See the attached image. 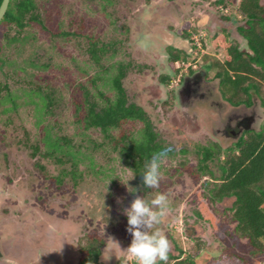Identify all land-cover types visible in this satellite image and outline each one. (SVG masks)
Returning <instances> with one entry per match:
<instances>
[{
  "label": "rangeland",
  "instance_id": "rangeland-1",
  "mask_svg": "<svg viewBox=\"0 0 264 264\" xmlns=\"http://www.w3.org/2000/svg\"><path fill=\"white\" fill-rule=\"evenodd\" d=\"M57 1L58 12H55L54 8L51 9L55 17L71 16L76 19L78 26L81 24L79 27L85 33L100 35L106 40L119 39V53L113 60L134 64L124 78V86L129 94L147 110L163 139L171 143L182 141L186 148H191L187 140L203 144L211 140L221 143L223 147H230L234 142L233 137L224 135L222 130L217 135L213 134L212 127L223 128L229 121L234 125L235 119L244 115L254 117L251 128L260 131L264 126V107L254 92H252L254 104L251 107L245 105L232 107L221 99L214 68L209 72L208 99L197 101L194 107L198 109V112L202 106L207 108L208 117L205 118L202 115L199 133L184 136L169 127L172 121L170 120L171 112L163 103L165 97L163 95L158 101L155 99V88L151 86L149 80L150 77L154 78L158 75L160 68L155 44L161 43V40H158L159 36H169V31L174 33L190 31L192 33L190 42L196 43L201 51H215L220 59L224 60L226 52L222 47H218V41L224 40L221 27H212L213 22L209 23L211 21L202 22V15L236 14L235 25L245 24V18L238 14L236 9L240 0H226V3L222 5L214 0H174L172 2L112 0L108 4L105 0ZM260 2L264 3V0ZM46 24V29L37 23L28 26L24 31L28 38L25 44L9 42L8 34L13 36L16 33L14 26L10 28L6 25L0 26V46L2 47L0 57H6L10 62L8 66L0 60V82L9 83L17 103L11 108V102H0V253L1 255L6 253L0 258V264H9L6 262L12 261L9 255L20 249L11 240L13 233L16 236H26L21 244L22 248H28L30 251L37 249L39 253L46 251L49 254L52 251L48 248L49 246L41 248L34 245L36 239L33 235L38 237L40 228L42 230L47 228L48 232L62 235L58 238L63 241L67 238V243L75 245L74 247L61 245L55 239L56 242H54L57 245L55 248L64 252V258L60 260L61 264H70L65 256L70 257L73 251L78 250L80 239L90 230H97L104 236V250L108 249L105 258L112 256L110 260H103L105 264H116L118 260H132L133 258L126 252L131 244L132 236L127 232L128 218L123 209L130 207L137 195L130 193L128 186L140 190L142 184L130 167L120 159L111 161L100 152H95L94 166L91 167L88 160L81 163L83 177L78 179L77 184L68 177L64 184L58 187L53 175L59 172L60 163L42 160L40 156L35 159L31 156V150L28 147L15 144L17 135L22 136L21 124L32 129L35 133L34 138L42 131L35 125L37 112L34 104H27L28 100L23 90L27 85L24 83L21 85V82L34 79V75H42L47 76L49 81L60 88H65V99L57 106L55 115L50 118V121L56 125V132L71 134L74 131L71 125L73 113L69 102L72 92L71 81L85 79V76L80 75L78 71L79 66L88 68L91 73L96 70L84 51L86 46L84 40L77 38L65 41L60 37H52L50 34L52 23ZM64 26L69 29L67 23ZM194 29H196L195 32ZM235 34L238 36L234 29L233 35ZM202 54V52L194 54L189 58V62L200 67L204 63ZM29 60L47 64L48 67L39 70L29 65ZM138 65L143 67L140 68ZM20 66L25 68L19 70ZM15 68L18 69V76L11 74ZM179 75L180 73L176 79ZM19 76L23 77L21 82ZM165 89L166 87H161V92H165ZM5 108L11 109L7 111ZM257 111H260V115ZM9 117H12L13 121H9ZM87 133L86 137L94 139L93 141L100 139L98 131ZM73 139L80 140L75 136ZM89 149L92 152L93 146ZM38 159L46 165V172L43 173L36 166L35 162ZM181 161L192 166H195L197 162L192 152L178 154L175 158L169 159L161 169L164 175L160 188L152 189L145 196V199L150 201L157 193H170L173 207L164 222L158 226L171 241L170 253L177 254L179 246L187 254L193 255L196 264H204L212 255L229 257L227 254L236 252L248 259L244 262L236 256H231L233 264H264V258L258 263L251 258L252 248L246 240L236 241L233 224L230 222L231 213L228 209L233 198L209 205L207 199L201 196L202 191H208L203 190V180H196L184 167L179 168ZM133 176L134 179H132ZM205 179L211 180L209 176ZM122 182H128V186ZM203 205H206L205 208H201ZM195 210H200L201 215L199 216ZM211 216L216 219V226L212 223ZM29 242L31 246L27 245ZM20 256L21 254L18 253L17 257L20 258Z\"/></svg>",
  "mask_w": 264,
  "mask_h": 264
},
{
  "label": "trees",
  "instance_id": "trees-1",
  "mask_svg": "<svg viewBox=\"0 0 264 264\" xmlns=\"http://www.w3.org/2000/svg\"><path fill=\"white\" fill-rule=\"evenodd\" d=\"M105 1L106 4L112 2ZM57 5V0H10L0 26H14L16 33L13 36L8 34L9 42L25 44L28 38L24 31L28 26L37 23L46 29V23H52V37H60L65 41L80 38L86 42L84 51L96 70L91 73L88 68L79 66L78 71L85 79L71 81L69 102L73 113L71 125L74 128L71 134L56 132V125L50 121L57 106L65 99V88L52 83L47 76L34 75V79L24 82H21L23 77L19 76L21 85H27L23 88L27 104H34L37 112L35 125L42 131L34 138L32 129L21 124L22 136L17 135L15 144L28 147L35 159L40 156L42 160L60 163L59 172L53 175L58 187L68 177L77 184L78 179L83 177L81 163L88 160L90 166H94L95 152H100L111 161L120 159L132 169L142 184V189L136 194L144 198L152 189L143 186L141 175L146 171L145 164L153 154L166 149L169 159H173L179 153L192 152L197 160L196 165L181 161L179 168L184 167L196 180H203L206 176L212 179L202 182L203 190L208 191H202L201 196L207 199L209 205L233 198L228 209L236 241L246 240L252 248L251 258L260 262L264 258V243L260 242V238L264 237V126L260 131L254 128L245 130L230 147H223L221 143L211 140L207 144L195 143L192 151L173 146L162 138L147 111L124 86L128 63L113 60L119 53V39L106 40L103 36L85 33L79 27L81 24L78 26L76 19L71 16L55 17L51 9L58 12ZM236 9L245 18V25L239 27V33L247 40L250 51L240 50L236 42L226 38L219 43L227 49L225 60H215L211 66L220 78L219 91L232 106H253L254 92L264 107V3L260 0H240ZM66 23L69 29L65 28ZM174 58H180L179 54ZM0 60L6 65L10 63L6 57H0ZM28 64L39 70L48 67L33 60H29ZM24 68L18 67L19 70ZM18 69H13L11 74L18 76ZM3 101L11 102V108L17 105L7 82H0V102ZM8 120L13 121L12 117ZM88 131H98L100 139L93 141L86 137ZM74 136L80 140L75 141ZM92 146L94 152H90L89 147ZM41 159L35 163L44 173L47 167ZM195 212L201 215L200 210ZM210 218L216 226L214 216ZM78 245L81 257L76 264H105L102 259L105 239L100 232L88 231ZM177 249V254L169 253V264H196L193 255L187 254L179 246ZM227 255L229 257L212 255L204 264H233L231 256L244 262L248 259L236 252ZM116 264H135V261L118 260Z\"/></svg>",
  "mask_w": 264,
  "mask_h": 264
},
{
  "label": "flooded vegetation",
  "instance_id": "flooded-vegetation-1",
  "mask_svg": "<svg viewBox=\"0 0 264 264\" xmlns=\"http://www.w3.org/2000/svg\"><path fill=\"white\" fill-rule=\"evenodd\" d=\"M166 1L172 2L174 0H166ZM214 2H216L219 5H222L226 3V0H222V2H220V0H214ZM235 16L237 15L236 14L224 15V13H221L219 16L214 15V13H211L209 15L203 14L202 22H205L206 20L211 21L209 23L213 22L211 26L214 28L220 26L224 39L227 38L229 41L236 42L239 45L240 50L242 51H250L247 40L239 33V27L244 26L245 24L241 23L240 25H235L234 23V21L236 22ZM233 28L238 33V36L236 34L233 35V30H234ZM195 31L196 29H194V32ZM191 36L192 33L186 30H184L181 33H174L172 31H169V36L167 37L159 36L160 38H158V40H161V43L155 44V48H157L156 51H158L156 54L160 68L157 76H154V78L152 77L149 78L151 86L155 88V99L158 101L161 100V97L163 95L165 97L163 103H165L167 107H169V110L171 112L170 120L172 121L171 123H169L170 124L169 127L171 129L173 128L175 131H179L180 133L184 134V136L187 134H196L200 132L201 130L200 122L201 120H203L202 117L203 116L205 118L208 117L209 111L207 110V108L202 106L199 108L200 111L198 112L197 111L198 109H194V107L197 104L196 103L197 101L200 102L208 99L207 89L209 88L208 85L210 82L209 72L214 69L211 66L212 62L215 60L223 62L225 60V59L224 60L220 59L219 55L215 51L214 52L201 51L200 47L196 43L190 42L192 40ZM221 42L222 40L218 41V45L219 43L221 44ZM159 45L164 46L163 48L161 47L162 51ZM218 47H222L225 52L227 51V49H225V47L222 45H219ZM159 52L162 53L159 54ZM201 52L203 53L202 58H204V63H202L200 67H198L197 64H192L191 62H189V58L191 56H193L194 54L196 55L199 53L201 54ZM177 54H179L180 58L175 59L174 56ZM131 67H134V64L128 63V70ZM138 67L142 68L143 65L142 66L138 65ZM179 73L180 75L178 79H176ZM214 76L215 78L218 79V88H219L220 78L216 76V70L214 71ZM172 83H176V85H172ZM161 87L162 88L166 87L165 92L164 91L161 92ZM221 99L224 100L226 103H228L230 106H232L225 98H223L222 94H221ZM216 103L219 104V102ZM138 104L141 105L140 103ZM253 119L254 117L251 115H246V116L244 115L240 118H236L234 125H232L229 121L228 123L224 124L223 128H221L220 126L212 127L213 134L217 135L222 130L223 131L222 133L224 135H229L233 137V140L235 141L244 133L245 130L251 129L250 125ZM205 121H206L205 123L208 124V121L207 120ZM166 141L169 142L168 140ZM192 143H193L192 141L187 140V144L191 148L188 147L186 148V146H184V143L182 141H178L172 144L177 148H182L192 151V146L195 144ZM39 230L40 233L38 237L33 235V238L36 239L34 245L36 247L38 245L41 248L42 247L47 248L46 246H49L48 248L52 249V251H50L49 254L46 251H43V253H39L37 249H33V251H30L28 248H24V247L22 248L21 244L26 236L25 235H23L24 237L16 236V234L13 233V237L11 240L13 241V243L16 244V246L20 247V249L19 250L17 249V252L15 253L10 252L11 255L7 254L10 256V258H12L11 259L12 261H6V262H9V264H13L14 262L21 264H61L62 262L60 260L64 258V252L55 248L57 246L55 243L56 242L55 239L58 240L57 242H60L61 245L66 244L69 245L70 247H74L75 245L73 243L71 244L67 243L68 240L67 238L64 241L59 239L62 235H56L52 231L48 232L47 228L44 230L40 228ZM30 244L31 242L27 243L28 246H31ZM27 251L28 253H26ZM73 252L74 253H72L70 257L65 256L66 261H69L70 264L78 263L79 258L81 257L79 248L77 251H73ZM18 253L21 254L20 258L17 257ZM2 255L0 253V258H2ZM8 260L10 259L8 258Z\"/></svg>",
  "mask_w": 264,
  "mask_h": 264
},
{
  "label": "clouds",
  "instance_id": "clouds-1",
  "mask_svg": "<svg viewBox=\"0 0 264 264\" xmlns=\"http://www.w3.org/2000/svg\"><path fill=\"white\" fill-rule=\"evenodd\" d=\"M257 112L260 115V111ZM168 160L169 154L166 149L153 154L150 161L145 164L146 171L141 175L144 187L160 188L164 175L161 169ZM124 184L128 186V182ZM128 191L135 194L139 190L128 186ZM170 209V193H157L150 201L136 195L130 207L123 209L128 218L127 232L132 236L126 252L134 259L135 264H160V262L169 264L172 244L158 226L164 222ZM260 242L264 243V237L260 238ZM107 252V248L102 252V259L105 261L112 257L108 256L106 259Z\"/></svg>",
  "mask_w": 264,
  "mask_h": 264
},
{
  "label": "water",
  "instance_id": "water-1",
  "mask_svg": "<svg viewBox=\"0 0 264 264\" xmlns=\"http://www.w3.org/2000/svg\"><path fill=\"white\" fill-rule=\"evenodd\" d=\"M10 0H3L0 6V21L2 20V18L4 17L8 6H9Z\"/></svg>",
  "mask_w": 264,
  "mask_h": 264
}]
</instances>
